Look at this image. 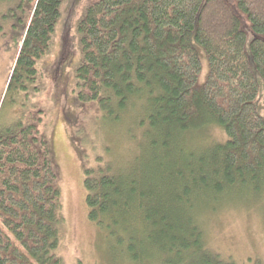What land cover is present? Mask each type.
<instances>
[{
  "label": "trees",
  "instance_id": "obj_1",
  "mask_svg": "<svg viewBox=\"0 0 264 264\" xmlns=\"http://www.w3.org/2000/svg\"><path fill=\"white\" fill-rule=\"evenodd\" d=\"M65 2L0 0L21 38L6 92L35 84ZM76 30L79 107L95 102L126 150L143 140L149 149L139 170L131 152L114 173L115 157L83 165L87 219L113 264H233L203 252L197 217L217 209L207 203L264 205V124L254 105L264 0H97ZM35 119L0 128V264H63L59 180ZM210 129L224 140L189 143Z\"/></svg>",
  "mask_w": 264,
  "mask_h": 264
},
{
  "label": "rangeland",
  "instance_id": "obj_2",
  "mask_svg": "<svg viewBox=\"0 0 264 264\" xmlns=\"http://www.w3.org/2000/svg\"><path fill=\"white\" fill-rule=\"evenodd\" d=\"M91 1L97 0H66L63 4L49 51L36 65L35 84L25 93L6 92L21 38L18 27H13L16 17L7 13V3L0 4V128L28 124L33 117L40 135L49 141L52 166L61 191L64 221L59 253L63 264H113L102 233L87 219L86 192L82 185L84 162L93 166L105 158L115 157L114 173L120 170L122 159L132 154L129 157L131 166L136 170L143 168L147 152L149 155V149L142 147L146 143L144 140L139 147L133 142L135 146L128 150L124 142L117 144L119 140H115L117 138L110 132L107 134L109 126L103 122V111L95 102L80 108L76 101L74 71L80 62L76 24ZM206 73L207 64L203 61L199 82H204ZM256 86L254 105L264 124V82L259 77H256ZM110 128L120 136L119 125ZM224 138L219 129H210L191 135L189 143L209 145ZM160 151L165 154L166 149ZM162 167L166 170L168 166L163 164ZM168 182L170 184V180ZM207 204L208 210L210 207L217 209L197 217L203 234V252L222 262L264 264V205L248 201L215 206L214 203ZM193 263L198 264L199 260Z\"/></svg>",
  "mask_w": 264,
  "mask_h": 264
},
{
  "label": "bare ground",
  "instance_id": "obj_3",
  "mask_svg": "<svg viewBox=\"0 0 264 264\" xmlns=\"http://www.w3.org/2000/svg\"><path fill=\"white\" fill-rule=\"evenodd\" d=\"M249 205H251V204H249ZM250 208V207H249Z\"/></svg>",
  "mask_w": 264,
  "mask_h": 264
}]
</instances>
